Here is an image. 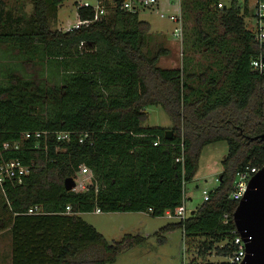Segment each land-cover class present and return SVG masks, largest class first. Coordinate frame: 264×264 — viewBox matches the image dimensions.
Returning a JSON list of instances; mask_svg holds the SVG:
<instances>
[{
  "label": "trees",
  "instance_id": "1",
  "mask_svg": "<svg viewBox=\"0 0 264 264\" xmlns=\"http://www.w3.org/2000/svg\"><path fill=\"white\" fill-rule=\"evenodd\" d=\"M63 1L31 0L27 18L0 9V46L17 49L23 62L42 64L58 79L47 85L8 69L0 81V161L18 158L29 168L20 184L6 180L0 186V232L10 233V264L114 262L146 237L124 233L107 240L80 213L98 207L157 217L176 209L202 147L217 141L228 146L218 185L193 214L160 230L181 229L187 251L201 238L200 262L207 251L230 253L235 173L264 164V141L254 138L264 132V74L250 65L260 48L247 28L248 0H228L222 8L218 0H181L186 18L194 13L209 24L203 28L196 18L192 28L203 56L212 58L199 70L187 56L180 67L160 66L169 48L160 40L151 49L149 24L138 12L122 9L120 0H102L105 14L88 24L51 29L49 15ZM77 15L92 19L93 11L78 7ZM149 105L165 110L171 138H165L167 128L143 125ZM32 130L72 135L68 141L53 134L46 141L21 138ZM82 132L88 136L79 142ZM14 140L21 141L18 149H2ZM80 165L90 170V184L65 190L64 178H75ZM34 204L44 213L27 214Z\"/></svg>",
  "mask_w": 264,
  "mask_h": 264
},
{
  "label": "rangeland",
  "instance_id": "2",
  "mask_svg": "<svg viewBox=\"0 0 264 264\" xmlns=\"http://www.w3.org/2000/svg\"><path fill=\"white\" fill-rule=\"evenodd\" d=\"M88 1L94 3L95 0H64L57 8L55 13L49 15L50 28L65 31L72 27L78 21L77 3ZM228 2V0H222ZM248 4L251 2L248 0ZM0 9L9 11L15 18L22 16L27 18L32 13L31 0H8ZM165 15L178 13V1L168 3L166 0H159L158 8H146L138 11L140 20L146 21L152 32V41L150 48H155V42L163 40L169 48L170 53L162 56L158 64L162 67H180L185 57L190 58L192 69L199 70L211 61V57H205L201 53V46L195 43V34L193 26L209 27L208 21L201 15L189 14L186 18L182 12L184 22L183 42L182 44L173 40L170 32L174 23L167 17H159V13ZM198 19L195 21V19ZM248 19V17H247ZM221 28L216 25L215 32L221 33ZM183 52L182 56L180 52ZM17 49L7 50L3 45L0 46V81L4 79L6 70L11 69L14 75L32 77L36 82H44L51 85L58 79L50 75L48 68L42 64L23 62L21 57L17 56ZM184 56V58H183ZM27 63V64H26ZM8 72V71H7ZM50 79L47 80V77ZM53 76V77H52ZM147 118L143 125L158 126L171 130L172 121L160 105H149L145 108ZM227 144L225 141H217L204 145L200 151L197 169L193 178L185 183V213H190L195 207L200 205L203 200V190L211 191L218 185V176L222 171L221 159L227 153ZM76 180L74 190L81 191V185L88 186L91 177L88 175H79ZM82 220L91 224L98 232L103 234L107 240L119 239L124 233L140 234L146 237L142 243L127 249L120 253L116 260L109 264H186L192 259L201 260L198 253L199 240L193 241L191 251H187L181 229H170L161 231L160 228L167 223L177 222V218H167L166 216L152 217L144 212H101L94 211L80 214ZM222 244V243H220ZM206 259L217 261L222 260V256H217L215 251H207L204 255ZM11 261V237L9 231L0 232V264H10Z\"/></svg>",
  "mask_w": 264,
  "mask_h": 264
},
{
  "label": "built area",
  "instance_id": "3",
  "mask_svg": "<svg viewBox=\"0 0 264 264\" xmlns=\"http://www.w3.org/2000/svg\"><path fill=\"white\" fill-rule=\"evenodd\" d=\"M168 3L174 2V0H166ZM178 1V13L177 14H169L165 15V13L160 12L159 17L164 18L167 17L169 21L174 23V26L170 32L171 37L173 40L177 41L178 43L182 44L183 42V31H184V22L182 18V12H181V0ZM251 4H248L249 8V15L247 19V28L251 30L253 33V38L255 42L257 43L258 47L260 48L259 53L255 58H253L250 61V65L252 70L257 71L259 74H264V0H249ZM225 6L224 2L222 0H218L216 3L217 8H222ZM78 7H87L90 8L93 11V18L92 19H85L80 20L78 18V21L72 25V27L66 28L65 31H69L73 28L78 27L82 24H88L89 22L93 20H97L100 18L103 14H105V8L102 3V0H95L94 3H89L88 1H84L82 3L77 4ZM120 7L124 10L130 11V12H138L140 9H146V8H158L159 7V0H120ZM183 52L181 50L180 55L182 56ZM53 134L55 139L57 141H68L72 135L71 131L68 130H60V131H54L50 132L47 130H32V131H25L22 132L21 138L22 139H39L43 138V140L46 141L47 136ZM88 136L87 132H82L78 134V141L82 142L85 137ZM154 145L157 144V141L153 142ZM21 145L20 140H14V141H6L2 144V149H18ZM36 147H39V145H36ZM182 159V156L180 157ZM179 158H176V161H178ZM29 168L27 165H24L20 159L14 158V159H8V160H1L0 161V186L2 187L3 183L6 180H12L20 184L22 182V177L27 174ZM258 169L256 167H246L244 170L237 171L235 173V178L233 180L232 188L230 191V197L233 200H238L243 196L246 188L249 178L257 171ZM79 175H88V177H91V172L88 168H86L83 165L79 166V170L76 173V176L74 178L75 183L76 180H78ZM76 187V186H75ZM82 188H86V185H81ZM75 189V188H74ZM212 191V190H211ZM203 200H207L210 195V191L203 190ZM185 191H183L182 195V203L179 207H177L174 210L166 209L163 213L164 216L167 218H177L178 221L184 220L186 218L185 213ZM148 211H151V208L148 209ZM65 212H70V206H65ZM94 212L99 213L101 212L98 207L94 209ZM27 214H42L44 213V210L41 205L34 204L27 208L26 211ZM224 221H226L227 214H224ZM235 233L234 237L230 240V245L232 246V250L230 253L226 255H222V260L212 261V260H205L203 262H187L186 264H240L244 256L246 254L245 251V245L242 237L238 234L236 229L233 231Z\"/></svg>",
  "mask_w": 264,
  "mask_h": 264
},
{
  "label": "water",
  "instance_id": "4",
  "mask_svg": "<svg viewBox=\"0 0 264 264\" xmlns=\"http://www.w3.org/2000/svg\"><path fill=\"white\" fill-rule=\"evenodd\" d=\"M171 134V130H166L165 138H171ZM254 138L264 141V132ZM63 186L65 190H74V178H64ZM232 220L245 245L246 254L240 264H264V164L249 178L233 210Z\"/></svg>",
  "mask_w": 264,
  "mask_h": 264
},
{
  "label": "crops",
  "instance_id": "5",
  "mask_svg": "<svg viewBox=\"0 0 264 264\" xmlns=\"http://www.w3.org/2000/svg\"><path fill=\"white\" fill-rule=\"evenodd\" d=\"M186 199H188V197L186 196ZM99 213H101V212H99ZM144 213H146V214H148L147 212H144ZM81 214V213H80ZM149 215V214H148ZM150 216V215H149Z\"/></svg>",
  "mask_w": 264,
  "mask_h": 264
}]
</instances>
